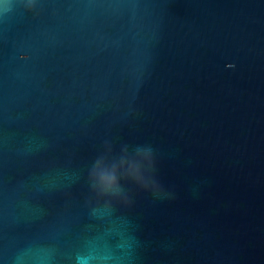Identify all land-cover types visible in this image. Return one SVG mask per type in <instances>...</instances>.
Returning a JSON list of instances; mask_svg holds the SVG:
<instances>
[{
    "label": "water",
    "instance_id": "1",
    "mask_svg": "<svg viewBox=\"0 0 264 264\" xmlns=\"http://www.w3.org/2000/svg\"><path fill=\"white\" fill-rule=\"evenodd\" d=\"M0 264H264V0H0Z\"/></svg>",
    "mask_w": 264,
    "mask_h": 264
}]
</instances>
